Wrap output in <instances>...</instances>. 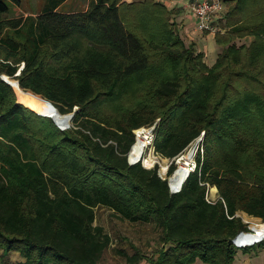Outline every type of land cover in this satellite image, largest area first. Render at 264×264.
I'll return each mask as SVG.
<instances>
[{
	"label": "trees",
	"instance_id": "obj_1",
	"mask_svg": "<svg viewBox=\"0 0 264 264\" xmlns=\"http://www.w3.org/2000/svg\"><path fill=\"white\" fill-rule=\"evenodd\" d=\"M44 1L16 16L0 0V264H103L113 237L95 224L99 207L159 230L149 252L117 250L128 264H234L254 246L232 243L246 229L237 211L264 221V0H223L211 66L162 1L88 0L74 11ZM2 74L74 112L70 127L34 111L46 109L40 99L19 102ZM158 118L154 147L167 158L205 131L201 168L177 193L157 166L128 162L133 130Z\"/></svg>",
	"mask_w": 264,
	"mask_h": 264
},
{
	"label": "rangeland",
	"instance_id": "obj_2",
	"mask_svg": "<svg viewBox=\"0 0 264 264\" xmlns=\"http://www.w3.org/2000/svg\"><path fill=\"white\" fill-rule=\"evenodd\" d=\"M44 2H45L44 0H20V4L16 5L14 3V0H7V3L9 4L10 9H11V14L16 15V16H20L21 14L27 15V14H31V13L32 14L39 13L42 10ZM87 5H88V0H67L60 7V10H62V11L83 10V9L87 8ZM222 11H223V9L220 11V14ZM172 20H173V17H172ZM175 25H176V23H175ZM176 29L178 30L177 25H176ZM218 32H222V30H220ZM209 33H212V32H209ZM216 33H213L214 36ZM252 39H253L252 35H246L245 37L237 38L236 43H237V45H240L242 43H248ZM211 42H212L213 46L215 48H217V44H216L215 40L211 39ZM220 51H222V47H220ZM212 52L213 51H211V49L209 48V52L207 53V56L209 59H210L211 54L213 55V58H215L217 55L216 51L213 53ZM204 55H205V53H204ZM204 60L206 62L205 57H204ZM71 122L72 121H70V124H71ZM159 122H160V118L157 119V125ZM136 137L137 136H135V133H134V143H133L132 147L136 143ZM154 148L155 147H154V142H153V144H151L147 148V151L145 152V156L147 158V157H149L150 153H153V159L156 160L155 165H147L145 163V161H144V163H142V165H144V167L146 166V168H154L157 166L158 174L161 173L164 176L163 164L165 165V168H166L168 162L170 160H172L173 157L167 158V157L161 156V154L159 155L157 153V151L154 150ZM131 149L132 148H130V151H131ZM204 150H205V139H204ZM185 155L189 159L191 158L190 154H185ZM127 158H128V162H129V154L127 155ZM180 163L182 166L187 167L182 162H180ZM174 164H175L174 170H176L177 165H176V163H174ZM187 168H189V167H187ZM174 170H173V172H174ZM172 173H169V171H168V175H167V177L164 176L165 177L164 179L168 180V177H170L172 175ZM168 182H170V181H168ZM213 187L216 188L215 193H213L211 190ZM207 191H208L207 196L211 200L216 201L220 197L219 193H218V189L216 186H210L209 185V188H208V185H207ZM207 191H206V193H207ZM237 212H239L241 214L246 213V212L243 213V211H237ZM247 214H249V213H247ZM252 217L259 218V217L253 216V215H252ZM259 219H261V217ZM95 222H96L95 224H100V225L104 226L105 231L108 232L113 237L110 247L108 248V250H106L105 254L102 257V263L103 264H128L124 255L118 253L117 250L121 249L122 251H127L130 253L134 252V249L130 245V242H132L137 247L141 248L143 251L149 252V251H151L152 247L154 246L155 238L157 237V235L159 233V230L155 227L154 224L132 223L129 221H125L123 219L116 217L114 215L113 211L110 208H106V207L96 208V221Z\"/></svg>",
	"mask_w": 264,
	"mask_h": 264
},
{
	"label": "built area",
	"instance_id": "obj_3",
	"mask_svg": "<svg viewBox=\"0 0 264 264\" xmlns=\"http://www.w3.org/2000/svg\"><path fill=\"white\" fill-rule=\"evenodd\" d=\"M189 6H190L189 8H190L191 12L196 17V20H197L196 29L198 31H201V32L209 31L212 33H216L218 31H220L218 24H216V22H215V19H216L215 17L224 8L223 7V0H190ZM70 125L71 124H69L68 127H70ZM156 130H157V121L154 124L143 125V126H140V127L133 130V132L135 133V136H137L136 137V143L138 142V139L141 137V135L146 136L148 141H147V144L145 146V150L141 153V156L137 159L132 158L131 153L133 151L134 146L131 147L132 148L131 151L128 152L130 164H135V163H141L142 164V163H144L145 157H146L145 152L147 151V148L151 144H153L155 136H156ZM204 137H205V131H202L201 134L198 137H196V139L192 140L181 153L174 156L172 158V160H170L168 162L167 167L164 170V176L167 177L169 168L171 167L170 165L172 163H176L177 169H178V167L180 165V159L182 158V156H184L185 154H188L190 152H192V154H191L192 156L190 158V163L188 166L189 167L188 176L190 173L195 172L196 170H199L201 168V163L199 162V157L202 159L203 155L205 153V150H204V139L205 138ZM154 150H155V148H154ZM155 163H156V160L153 159V162L151 165H155ZM177 169L174 170V172L172 173V176L175 174ZM159 175L161 177L165 178L161 173H159ZM171 178H172L171 176L168 177V181H170L168 183H169L171 193L180 192L182 189L183 183L186 182L185 181L186 179L184 180V182L181 183L180 186H176V185L172 184ZM207 185L209 188V184H207ZM207 194H208V191L206 193V199L209 202H215V200L209 199ZM236 215L239 216L242 219L243 223L246 225V229L240 231L232 239V243L237 248H244V247H248V246H253V245H256V244L264 241V221L262 219L252 217V215H249L247 213L241 214V213L237 212ZM259 231H261V232H259ZM246 236H249L248 237L249 242L242 244L241 241H243L242 239L245 238Z\"/></svg>",
	"mask_w": 264,
	"mask_h": 264
},
{
	"label": "crops",
	"instance_id": "obj_4",
	"mask_svg": "<svg viewBox=\"0 0 264 264\" xmlns=\"http://www.w3.org/2000/svg\"><path fill=\"white\" fill-rule=\"evenodd\" d=\"M132 1V0H126ZM164 2L170 9H173L175 14L173 15V21L176 23L179 33L187 42L195 43L197 51L205 53L206 62L211 66L215 63L218 54L221 52L220 47L217 45L215 48L211 42V39L215 40L213 33L201 32L196 29V17L190 10L189 1L190 0H159ZM223 9L222 12H225ZM219 13L215 18L218 20L223 13ZM26 15V14H25ZM216 51V57L210 55V59L207 56L209 52ZM212 52V53H213ZM263 242V241H262ZM261 243V242H260ZM254 245L250 250L243 251V249H238L234 264H264V243ZM17 256V255H15ZM196 264H206L202 261H197Z\"/></svg>",
	"mask_w": 264,
	"mask_h": 264
},
{
	"label": "bare ground",
	"instance_id": "obj_5",
	"mask_svg": "<svg viewBox=\"0 0 264 264\" xmlns=\"http://www.w3.org/2000/svg\"><path fill=\"white\" fill-rule=\"evenodd\" d=\"M7 79L10 81V79L7 77ZM13 85H14V89H15V91H16V93H17V96H18V100L20 101V102H22V103H24L26 106H28L29 104L28 103H26L25 102V96L27 95V96H29V97H32V98H36V99H40L43 103H45V105H46V109H44V110H36V109H34L35 111H37V112H39V113H43V114H46V113H49V108H48V105H47V103L43 100V99H41L40 97H37V96H34L33 94H31V93H28V92H25L24 90H23V88H21L20 87V85H17V82H16V79H12V81H10ZM33 103V102H32ZM29 107V106H28ZM29 108H31V107H29ZM33 110V109H32ZM61 116H65V118L66 119H68V117H67V115H65V114H62V113H57L56 114V118H58V120L60 119V117ZM140 140H142L143 141V143H145V145H144V150H145V146H146V144H147V137L146 136H144V135H141V137L139 138ZM135 146V145H134ZM144 150H140L139 152H135L134 151V147H133V151H132V153H131V156H132V158L133 159H137V158H139L140 156H141V153L144 151ZM188 154H192V152H190V153H188ZM192 156V155H191ZM152 162H153V153H150L149 154V157H145V163L147 164V165H151L152 164ZM180 162H182L185 166H189V163H190V159L188 158V157H186V155H184V156H182V158L180 159ZM164 165V164H163ZM180 165H181V163H180ZM180 165H179V167H180ZM179 167H178V169H179ZM166 168H163V170H165ZM177 169V168H176ZM178 169H177V171H178ZM189 169V168H188ZM177 171L175 172V174L172 176L171 175V180H172V184H174V185H176V186H180L181 185V183L182 182H184V180L187 178V176L185 177V179L180 183V184H176L175 182H177ZM259 232H261V231H259ZM249 236H246L245 238H241L243 241H241V243L243 244V243H247V242H249V238H248Z\"/></svg>",
	"mask_w": 264,
	"mask_h": 264
},
{
	"label": "water",
	"instance_id": "obj_6",
	"mask_svg": "<svg viewBox=\"0 0 264 264\" xmlns=\"http://www.w3.org/2000/svg\"><path fill=\"white\" fill-rule=\"evenodd\" d=\"M22 67H23V65H22ZM21 67V68H22ZM20 71V70H19ZM18 74H19V72H18ZM17 74V75H18ZM6 76L7 75H3L2 74V78H3V80L5 81V82H7L9 85H11L13 88H14V85L6 78ZM16 82H17V85H19V81L18 80H16ZM15 90V89H14ZM27 92H30V91H27ZM30 93H32V92H30ZM17 94V93H16ZM32 94H35V93H32ZM35 95H37V96H39V97H41L43 100H45L46 102H48L49 104H51L53 107H54V109H55V111L54 112H52V113H46V114H43V113H39V112H37V113H39V114H41V115H44V116H50V117H52L53 118V120L55 121V123L60 127V128H62V129H65V128H67L68 126H69V124H70V121L71 120H73L72 118H73V115H74V112H72V113H68V114H65V115H67V117H68V119H64V120H58V118H56V114L57 113H59V111L56 109V107L52 104V102H50L49 100H46L45 98H43L41 95H39V94H35ZM19 101V100H18ZM20 102V101H19ZM22 103V102H21ZM24 104V103H23ZM35 111V110H34Z\"/></svg>",
	"mask_w": 264,
	"mask_h": 264
}]
</instances>
